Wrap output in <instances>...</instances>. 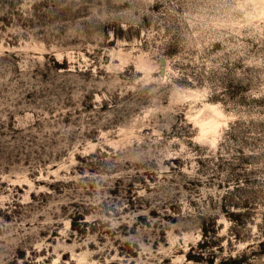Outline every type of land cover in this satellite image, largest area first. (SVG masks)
<instances>
[{"label":"rangeland","instance_id":"obj_1","mask_svg":"<svg viewBox=\"0 0 264 264\" xmlns=\"http://www.w3.org/2000/svg\"><path fill=\"white\" fill-rule=\"evenodd\" d=\"M0 264H264V0H0Z\"/></svg>","mask_w":264,"mask_h":264}]
</instances>
